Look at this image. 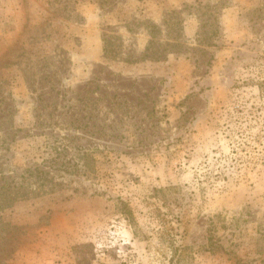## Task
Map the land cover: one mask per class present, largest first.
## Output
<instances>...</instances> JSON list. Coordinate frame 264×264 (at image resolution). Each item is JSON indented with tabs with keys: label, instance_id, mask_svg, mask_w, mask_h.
<instances>
[{
	"label": "rangeland",
	"instance_id": "374dc122",
	"mask_svg": "<svg viewBox=\"0 0 264 264\" xmlns=\"http://www.w3.org/2000/svg\"><path fill=\"white\" fill-rule=\"evenodd\" d=\"M125 2L0 0V264H264V0L169 12L176 43L148 56H186L184 79L74 80L71 26L91 14L109 59L133 57L106 18L158 39Z\"/></svg>",
	"mask_w": 264,
	"mask_h": 264
},
{
	"label": "crops",
	"instance_id": "0c3cea01",
	"mask_svg": "<svg viewBox=\"0 0 264 264\" xmlns=\"http://www.w3.org/2000/svg\"><path fill=\"white\" fill-rule=\"evenodd\" d=\"M195 0H126L122 5L126 17H133L139 19L145 24H149L158 30L159 37L155 39L149 33L147 27L141 24L140 28L136 31H131L127 28L130 20L126 19L123 15L111 22L107 20V25L116 27L118 26V33L122 39V48L124 54H132V61H124L120 58H107L105 56V42L104 33L100 27L99 19L97 16L91 14L90 19L86 23H79L75 27L76 34L79 39V48L73 54V67L70 70L73 73L74 80L87 82L91 80L90 68L94 65L105 67L112 78L111 87H113V94L117 91H124L119 87V83L127 81L130 86L127 90L138 89L139 84L143 80L152 82L153 84H160L165 79L175 78L184 79L185 74H190L194 67L191 61L185 56H181L174 52H168L163 58L153 60L151 59L148 47L151 41H157L160 44L176 43V41H168L165 37L166 22L165 18L169 12L179 11L181 7L192 5ZM92 11H91V10ZM92 5H84L80 10V14L86 17L88 14L96 11ZM94 10V11H93ZM120 10H116L118 13ZM115 17V16H114ZM95 21L97 24H95ZM103 22V21H101ZM182 37L187 46L194 47L197 45L198 33V20L195 17H189L183 22ZM92 31V32H91ZM91 32L93 36H88ZM103 81L97 82L99 89L103 88ZM96 86V87H97ZM126 91V90H125Z\"/></svg>",
	"mask_w": 264,
	"mask_h": 264
},
{
	"label": "trees",
	"instance_id": "16d2710c",
	"mask_svg": "<svg viewBox=\"0 0 264 264\" xmlns=\"http://www.w3.org/2000/svg\"><path fill=\"white\" fill-rule=\"evenodd\" d=\"M98 131L101 132V131H103V129H100V130L98 129ZM98 131H97V132H98Z\"/></svg>",
	"mask_w": 264,
	"mask_h": 264
}]
</instances>
